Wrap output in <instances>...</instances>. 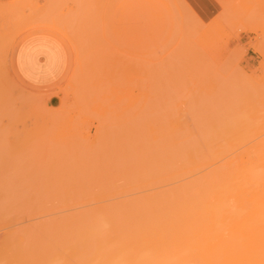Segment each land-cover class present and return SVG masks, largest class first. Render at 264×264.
<instances>
[{
    "label": "rangeland",
    "instance_id": "374dc122",
    "mask_svg": "<svg viewBox=\"0 0 264 264\" xmlns=\"http://www.w3.org/2000/svg\"><path fill=\"white\" fill-rule=\"evenodd\" d=\"M176 1H179L178 3L183 9L178 6ZM181 11H184V14ZM4 12L5 15L8 14L4 15L5 20L11 24L3 20L1 14ZM0 13V22L3 23L2 27L0 24V33L4 34L0 35L6 37L3 39L0 36V40L2 39V42L5 40L7 43L5 47L0 41V45L2 44L0 47L2 52H0L3 54L0 53V56L2 55L0 58H3L1 59L3 61L0 60V105L4 106L6 111H10L6 112L8 113L6 116H11L9 119L2 116L4 114L1 113L0 123L3 126L0 125L2 128L8 129L6 132L8 134L6 136L3 133L5 139L0 140V148L2 142L5 147L7 146L5 142H7L9 150L6 149L15 153L12 152L15 155L13 156V154L9 155L7 151H1L0 155L2 156L4 153L6 157L3 160L0 157V161L6 162L8 165L7 176L16 175L15 179L12 175L13 180L10 179V176L8 180L11 181H7L8 183L16 180L18 175L16 172H21L22 178L19 182L22 180V183H17L16 180V186L13 184L12 187L19 189L20 196H27L31 202L36 199L38 202H42L41 197H43L42 200L54 198L52 195H46V189L44 190L43 187L41 191L38 187L39 192L44 191L49 198L46 196L44 198V195L40 196L37 191L34 192L32 188L37 186L34 185L32 188L30 186L36 182L53 180V187L58 186L59 190L66 191L61 187L62 182L68 178V180L71 179L70 181L73 179L75 181L71 171L75 172L79 169V159L81 160L84 155L87 158L89 156L90 166L87 163L88 168L83 166L84 168L81 169V165L80 170L75 172L78 176L81 170L87 168L86 173L81 172L80 175L87 174L85 177L88 179V175L95 173L99 186L104 178L113 181L116 177H119V180L124 178L122 175V177L117 175L115 170H113L115 173L111 172L112 170H106L108 168L104 165L106 159L109 158V152L114 156V153L111 154V150H113L111 143L116 142L119 135L124 137L125 140H122L126 141L125 144H128L129 137L132 142L136 136L143 142L147 140L145 141L146 148L156 143L153 145L154 148H148L151 155L169 154V151L172 152L173 149L176 151L175 153H181L191 147H203V150L193 148V153L202 151L206 153L210 150L225 155L264 149V127H262L264 126V0H202L200 5H195L192 0H0ZM181 13L184 15V19L183 15H179ZM87 14L92 15V21H90L91 19L85 20ZM60 22L63 26L59 24ZM83 22L84 25H82ZM57 23L63 29L57 28ZM64 25L67 27L65 28ZM89 25L91 29L93 28L92 30L89 29ZM4 26L6 27L4 28ZM178 26L181 29H178ZM74 28L75 30H73ZM85 28L87 29L85 30ZM10 29L14 32L10 33L11 35L8 34L9 31L12 32ZM77 29L78 31H76ZM69 33H72L71 37ZM5 34L9 36V40ZM75 36H78V39ZM31 37L47 38L61 52L63 69L57 78L50 80L47 84L32 83L22 78L17 69V48L22 41ZM73 42L77 43L74 45ZM100 42L101 44H98ZM94 44L95 46H93ZM74 46L75 48L80 46L79 50ZM89 46L92 48L90 49ZM99 46L103 47L102 50ZM78 51L82 53L81 56ZM75 54H79L78 56L81 58L79 59ZM123 58L126 62L121 61ZM126 64L128 69L125 68ZM131 64L132 68L136 67L137 69L131 68L132 70H130ZM248 80L250 84H248ZM250 81L256 83L257 86L256 84L252 85ZM52 96L58 98L56 106L49 105V98ZM104 124L108 125L104 126ZM252 125L255 127L253 128ZM2 128L0 129L2 130ZM114 128H118L117 131ZM109 130L116 131L117 136L116 134L112 135ZM16 131L17 134H15ZM105 135L108 137L105 138ZM24 138H26L25 141ZM136 138L133 141H136ZM110 139L111 141L115 140L110 143ZM148 140H151L152 144L151 141L148 143ZM104 141L105 143L109 141L108 143L111 145H108L109 152L106 151L109 147L104 145ZM63 142L70 145H65ZM22 143L24 144L22 145ZM134 143H131L132 146L131 144L126 146L128 152H131V149L134 151ZM116 144L117 147L121 146H118V142ZM21 146H26L24 147L26 152L16 153L17 147L20 151ZM104 146L107 148H105L106 150ZM66 150L69 152L67 153ZM154 150L156 153H152ZM57 152H62V155L66 154V159L61 154L59 155L62 157L58 159ZM113 152L119 153V148L114 149ZM104 154H106V159ZM116 155L115 159H117ZM73 156H79V158L74 159ZM74 160H78L79 163H73ZM91 161L94 162L91 163ZM93 163L94 165L91 166ZM70 164L71 166H69ZM51 169L52 172L61 170L62 173L68 170L71 174L64 173L67 175L64 177L67 178H63L61 171H58L55 172L58 175H54V177L51 175L53 174ZM95 169L96 171L100 169L102 175ZM30 170L35 172H28ZM36 170L44 172L37 171L36 173ZM45 170L50 171L49 176L52 180L47 179L49 176L46 174L49 171L45 172ZM24 173L27 175L26 177H23ZM41 174L46 175L44 180H42ZM107 174L108 176H106ZM70 175L71 177H69ZM77 175H73V177H77ZM112 175L115 177L112 178ZM37 176L38 179L41 178V181L37 179L36 182L35 180L32 182L31 179H35ZM99 177L103 178L102 181L99 180ZM93 178L92 175L88 179V184H85L87 180L84 178L87 189H89L87 185L92 184L90 181ZM122 179L120 181H123ZM56 180L62 185L59 182L58 184ZM119 180H115L117 184L120 182ZM27 181L33 183H30V186L26 185L32 190L28 191L27 187L20 190ZM115 181L114 183L109 181L112 183L110 185L106 181L105 187L109 189V185L113 189L120 188L119 190L127 187L125 183H120L118 186ZM94 182L96 181L94 180ZM73 183L69 182V185H65L70 187V189L68 187L66 189L74 190L77 183H74L75 186ZM160 183L164 185V182L152 179L143 186L144 189L137 184L134 189L122 193L124 196L121 192L117 195L121 198L119 200H125L126 197H133L147 189L148 192L150 190L154 192L162 186ZM49 184L50 182L45 184L46 187H49ZM129 184L136 185L134 182H129ZM36 185L41 186L38 183ZM91 186L92 190L98 187ZM155 186L158 188H154ZM81 187L82 184L79 186V190L82 189ZM51 188L49 189L51 190ZM135 189L137 193H134ZM49 193L51 194V192ZM32 195L34 197H31ZM20 196L15 199L17 201L20 199L21 202L24 197L21 199ZM116 197L111 198L112 200L107 198L110 201H118V197L117 199ZM90 198L87 197L88 201H86L83 197H73L69 202L74 200L95 205L97 202L101 204L108 200H105L106 197H104L102 200L99 199V202L94 197L92 200ZM52 200L46 202H55V199ZM56 202L58 201L56 200ZM44 214L47 216V213H43V215L39 214L41 217L39 215H35V218L31 217L39 220L44 216L43 219H45ZM52 215L56 214L51 213ZM23 217L24 215L21 216V218ZM33 218H28V221H32ZM48 218L50 215L46 219ZM26 220L24 217L23 222Z\"/></svg>",
    "mask_w": 264,
    "mask_h": 264
},
{
    "label": "bare ground",
    "instance_id": "6f19581e",
    "mask_svg": "<svg viewBox=\"0 0 264 264\" xmlns=\"http://www.w3.org/2000/svg\"><path fill=\"white\" fill-rule=\"evenodd\" d=\"M176 2L178 3L179 1H176ZM178 6L180 7L179 3H178ZM180 8L183 9L182 7ZM181 12L183 13L184 11H181ZM182 13L179 15L184 14ZM88 14L90 13L88 12ZM1 15H3V20H5V17H4L5 12L4 14H1ZM87 15H86L87 18L85 20L89 21V19H91L90 21H92L93 19L92 15L91 16L88 15L90 16L89 18ZM182 17L184 19V15ZM184 23H182V25H184ZM0 24L2 27L3 23L0 22ZM50 24L52 25V23ZM59 24L62 25L61 22ZM59 24H58L59 27L57 26V28L61 29L63 25L60 26ZM82 25H84V22ZM5 27L6 26H4V28ZM64 27L66 28L67 26L64 25ZM88 27H90V25ZM87 28H85V30ZM89 29H91V27ZM178 29H181V27L179 28L178 26ZM10 30L12 32L9 31L8 34L10 33L13 34L14 33L13 30L12 29ZM73 30H75V28ZM76 31H78V29ZM1 33L3 34V32ZM65 34L67 33L65 32ZM70 35H72V33H69V36ZM1 37L3 39L6 38L5 36L4 37L1 36ZM8 38L9 36H7V39ZM73 40L74 38L72 39V41ZM0 41L2 42V39ZM89 42H93V41H89ZM101 42L98 44H101ZM74 43H77V42H73L72 44ZM2 44H4L6 47L7 43H5V40H4ZM2 44L0 45V47L2 46ZM89 44L91 45V43ZM83 45H85V43H83ZM93 46H95V44ZM5 47L3 46V49ZM89 47L90 49L92 48V46H89ZM79 48L80 46H78L77 49L79 50ZM102 48L103 47L101 46L100 49L102 50ZM90 49H89V52L91 51ZM78 53L80 54V56L82 55L81 52L78 51ZM2 55L0 57H2ZM78 55H76V57ZM1 59L3 58H0V60ZM121 61H125V59L123 58V60ZM120 63L122 64L124 62H120ZM131 66L132 64L130 65V70H132L133 68L134 70L137 69L136 67L132 68ZM146 66H149V65H146ZM126 67H127V64L125 68ZM139 68H142V66ZM248 84H250L249 80H248ZM251 84L252 85L254 84L255 86L256 83L251 82ZM32 102H31V105H32ZM0 107H1L0 109L2 110L0 112V116L2 115L1 113H3L4 115L2 116L10 119L11 116L10 117L6 116V114H8L10 111L9 110L6 111L3 108L4 106L0 105ZM2 108L5 110V113ZM37 109L38 107L36 108V110ZM0 124L3 126L2 123ZM1 125H0V128H2ZM105 125L106 124H104V126ZM139 127L141 126L139 125ZM254 127L255 126H253V128ZM114 129L117 131L118 128H114ZM135 129L133 130L135 131ZM7 130L4 129L3 127L2 130L0 131V134L2 135L3 133H5V135L8 134L6 133ZM116 131H110V132L112 135L115 136ZM119 133L121 132L119 131ZM131 133L133 134V131ZM15 134H17V131ZM132 134H130V136H132ZM2 135H0V140L5 139L4 138L5 135L3 136ZM109 136L111 135L109 134ZM107 137L108 136H106L105 138ZM136 137H134L133 139H135ZM129 138L130 139L128 140L129 141L128 144H125L124 142L126 141L122 140L124 139V137L119 135V138L116 139V142H118L119 144L118 146L121 145L120 147H117L116 142H112L115 139H113L112 141L110 139V143L112 142L111 143L113 147L112 149L114 150L116 148H119L120 154L117 152L118 155H116L117 154L116 152H113V150H111L112 151L111 154L114 153V156L116 155L117 159H115L116 157L110 155V152H109L110 147L108 146L110 145L108 143L109 141L108 142L106 141V143L104 141V145H106L107 148L109 147V149L106 150L107 148L104 146V149L106 148L105 150L109 152L108 159H106L107 158L105 156L106 154H104V157L106 159V162L104 163V165H106V167L108 168V169L106 168L105 169L112 170L111 172H114L113 170H115V172H117V175L119 176L122 175L124 176V178L126 177L124 179L121 176L123 178V179L121 178L124 181L123 182V181H120L121 179L119 180V177L114 178L115 176H117L116 174L115 176L112 175L113 176L112 178H114V181L115 180L120 181L118 184L115 181L118 186L120 185V183L122 184L125 183L127 185V187H124L122 190H119L120 188L113 189L111 186H109L110 184L114 183V181L108 180L107 178L106 180L104 178L105 181L103 180L104 181L103 182L101 180L103 178L99 177L100 178L99 180L103 182V183L100 182L101 183L100 185L102 186L103 184V187L99 186V184L97 185V182L99 181L97 177L95 176V173L94 174L91 173V175H88L87 178L89 179L93 175L94 176V178L92 179L93 181L92 180L91 181L89 180V181L90 183L92 182L91 185H95L96 187L98 186L99 188L97 187V189L92 190V186L89 184L87 185L89 189H87L85 185V184H88L87 183L88 179H86L85 177L87 174H85V176L83 175V173H82V176L80 175L81 172L86 173L88 165L90 166V161H88L89 156L87 155L88 156L87 158L84 155L82 157L83 159L82 158L81 160L79 159L80 163L78 162V160L76 161L74 160L73 163L78 162L80 166L82 165L81 169H83L84 167H87V168L85 170H81L78 176L75 173L80 170V166L78 165L79 166L78 170H75V172L74 170L71 171L73 172L72 178H75V181L74 179L72 181H70L71 179L68 180L69 178L66 179V181L68 180L67 181L68 183L74 182V183L79 184L80 182V184L79 185L76 184V186L73 183V185L75 186V189L73 187L74 190L69 191L70 187L65 186L68 184L66 181H63L62 182L63 185H62L59 181L56 180L57 183L59 182L60 185H62L61 187L64 188L63 190H66V191L59 190L57 188L58 186L53 187L52 185H54L53 183L54 181L50 179V176H49L50 171L45 170V172L49 171L48 174H46L47 176H49L47 177V179L52 180L53 182L48 181V180L41 181V178L42 180H44L46 176V175L43 176V174H41L42 177L40 179H38L39 178L38 176L35 179L34 178L31 179L32 182H34L33 180H35L36 182L37 179L38 181H41V183L36 182V184L37 183L41 184V186L33 184L31 181L29 182L27 181V183H25V185L21 187L20 190L24 189V187L29 188L30 186L29 184L32 183L33 186H30V188L34 187V185L37 186L35 188H32L34 192L37 191L38 194H40V196L44 195V198L46 195H52L54 198H49L48 196H46V198L48 197L49 199H43L44 200L43 201L42 200L43 197H41L42 202H38L37 199L36 201L31 202L30 198H28L27 196L25 197L23 194H22L23 196H20L21 194L19 192V189H15L12 187L13 184H15L16 180H17L16 181L17 183H22V180L19 182L20 178H22L21 176L22 174L20 175L21 172L20 171L19 173L16 172L18 175H20L19 178L17 175L16 180H14V182L8 183L7 181H11L13 180V178L15 179L16 175L14 176V174H11L10 175L11 178L9 175L7 176L8 169L6 168L8 167V165L6 162L0 161L1 162L0 163V233H2L1 231H4L2 235L0 236V264H264V149L262 150L255 149V151L251 150L249 152L245 151L244 153L242 152L239 154L236 153L233 155H228V154L225 155L222 153L220 154L219 152L214 153L213 151H210V150L206 153H203V151L198 152V153H195V152L193 153L192 152V150H194L193 148H198V147H193V148L191 147V149H188L186 147L187 149L186 150L184 149L185 151L183 152L182 151V149L184 148L183 146V148L181 149L182 151L181 153L179 152L175 153L176 151H174L173 149L171 151L172 152L174 151V153L169 151V154L160 153L159 155L162 154L164 156L162 155L159 156V155H156L158 153H156L155 150L152 151V153L155 152L156 154H152V155L148 150L149 147L154 148L153 145H155L156 143L146 148L145 146H147V144H145L146 143L145 141L147 140L143 142L142 140L136 138V141H133L132 139V142H131V137ZM20 139H21V142H23L22 138ZM25 139L26 138H24V141ZM18 140H19V137H18ZM150 141L148 143H150ZM26 142L28 141L26 140ZM133 142H135L133 146L134 151L131 149L130 151L131 152L133 151L131 153V152H128V147L126 148V146H130V144ZM2 143L3 144H2V147L0 148V154H2L1 151L2 152L7 151L9 155L14 153L13 151H10V152L8 151L9 147H8L7 142H5L7 145L6 147H5L4 142ZM113 143H115L116 146ZM23 144L24 143H22V145ZM64 144L66 145L68 143H64ZM151 144H152V141H151ZM132 145L133 144H131V146ZM14 146L16 145L14 144ZM21 147L19 148H21L22 150L20 149L19 151L17 147L18 151L15 150V152L16 153L17 152L20 153L21 151L26 152V149L24 148L26 146H21ZM67 147H65V149ZM198 149L203 150V147L202 148L199 147ZM58 150L60 151V149ZM124 150L125 151L127 150V151L125 152ZM66 151L67 153L69 152V150H66ZM209 152H213V153H209ZM76 153H74V156H76ZM14 154L13 156H15ZM59 154L62 155V152L61 153L59 152L56 155L58 156ZM71 154L70 156L73 155ZM4 155L6 154L3 153L2 156ZM65 155L66 154L62 155L64 156V159H66L65 157H67ZM2 156L0 155V157L2 158L0 159L1 160L5 159L6 156L4 157ZM62 156L59 155L57 158L59 159V157H62ZM74 156H73L74 159L79 158V156L78 157H74ZM53 157L55 159V156ZM68 159H69V156H68ZM70 162L72 164V161ZM92 162L94 161H91V163ZM71 164L69 166H71ZM92 165H94V163L91 164V166ZM66 167L68 168L67 165ZM75 168H78V167H75ZM61 170H54V171L60 172ZM98 170L99 171H96L95 169L96 172L98 173L100 172V175H102L100 169ZM37 171L41 172L43 170H40V171L36 170V173ZM28 172L33 173L35 171L30 170ZM51 172H52V169H51ZM55 172H52L53 174L51 175L57 176L58 174H56ZM67 172L68 170L64 173L67 174ZM87 172H90V171H87ZM36 173L35 175H37ZM64 173H62L63 175L62 177L67 178V177H64V176H67ZM114 173H111V174H114ZM26 174L29 175V173H26ZM12 175H13V178H12ZM24 175L25 173L23 174V177L27 176V175L25 176ZM59 175L61 176V174ZM73 175L74 176L77 175V177H73ZM106 176H108V174ZM69 177H71V175ZM79 177H82V178H79ZM8 178H10L11 180H8ZM84 178L87 180L86 182ZM152 179L153 181L155 179V180L164 182L163 183L164 185L160 183L163 187L159 185L160 188L156 190L158 186L157 188L155 186L154 188L156 189L154 190L156 191L152 190L154 192H151V190L150 192H148L147 191L148 189H147L145 191L139 192L137 195L133 197L130 196V197H126L127 199L125 200H119L121 199L118 196L120 192L121 194L128 192L134 189L135 188L134 186H137V184H139V186L143 188V186L146 185V183L150 182ZM94 180L96 182H94ZM106 181H108L107 183L109 185L108 184L107 185L109 189L105 187L104 183ZM109 181H111L112 183H109ZM44 182L46 185L47 183L50 182L49 184L50 186L46 187ZM56 182H55V185L57 184ZM127 182L128 184L129 182L130 183L134 182L136 185L134 184L128 185ZM10 184L11 186H9ZM81 184H82V187H81L82 189L79 190L80 189L79 186ZM26 185H29V186H26ZM38 187L40 188V191L42 187L44 190L46 189L45 191L47 192V194L45 195L44 191H42L43 194L42 192H39ZM67 187L69 189H66ZM114 187H116V185H114ZM30 188L28 189V191L32 190ZM49 188H51V190ZM53 188H56V189L54 190ZM150 189H153V188H150ZM52 190H54V192H52ZM136 191L137 190L135 189V192L134 191L133 192L137 193ZM49 192H51V194ZM17 193L19 194L20 198L24 197V199L21 198L22 199L21 202H20V199L19 201L16 200L17 197L19 198ZM98 195L100 196V198H98L99 197ZM115 196L118 197V201H114V200L110 201L107 198L109 197L111 199V198H114ZM31 197H34V196L32 195ZM73 197H81V198L83 197L84 199H86V201H88L87 197H91L90 198L91 200L94 197L96 201L97 200L99 201V199L102 200L104 199V197H106L105 200L108 199L109 201L107 200L106 202L104 203L102 202L101 204H98L97 202V204L95 205H91L90 203L85 204L82 202H76L74 200L73 202L70 201L71 202L70 203L69 200H72L71 198ZM50 199L51 200L53 199L52 201H54L55 199V202L47 203L46 201H51ZM65 199L66 200L68 199V200L66 201ZM56 200L58 202H56ZM25 202L27 203L25 204ZM50 212L56 215H52L53 216L52 217ZM43 213H47V216L46 214H44L46 216L45 219H43L44 216H42L43 218H40L39 220L37 218L36 220L34 219L35 215L36 216H38L39 214L43 215ZM48 213H50L49 214L50 218L46 219L47 217H49ZM23 215L24 217H26L27 222L26 221L23 222L24 217L21 218V216ZM31 216H33L34 218ZM28 218L30 219L33 218L35 221L33 219L32 221L30 220L28 221Z\"/></svg>",
    "mask_w": 264,
    "mask_h": 264
},
{
    "label": "crops",
    "instance_id": "0c3cea01",
    "mask_svg": "<svg viewBox=\"0 0 264 264\" xmlns=\"http://www.w3.org/2000/svg\"><path fill=\"white\" fill-rule=\"evenodd\" d=\"M200 5L202 0H192ZM16 66L22 78L35 83L47 84L59 76L63 58L58 47L43 37H31L22 41L16 51ZM58 98H49V105L56 106Z\"/></svg>",
    "mask_w": 264,
    "mask_h": 264
}]
</instances>
